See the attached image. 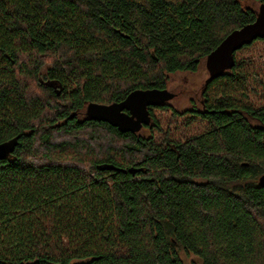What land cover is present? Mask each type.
Returning <instances> with one entry per match:
<instances>
[{
    "label": "trees",
    "instance_id": "trees-1",
    "mask_svg": "<svg viewBox=\"0 0 264 264\" xmlns=\"http://www.w3.org/2000/svg\"><path fill=\"white\" fill-rule=\"evenodd\" d=\"M257 11L0 0V143L18 137L0 160V264H264V39L206 80L200 105L150 108L151 135L84 114L197 71ZM157 109L182 136L154 134Z\"/></svg>",
    "mask_w": 264,
    "mask_h": 264
},
{
    "label": "water",
    "instance_id": "water-1",
    "mask_svg": "<svg viewBox=\"0 0 264 264\" xmlns=\"http://www.w3.org/2000/svg\"><path fill=\"white\" fill-rule=\"evenodd\" d=\"M257 10V17L253 22L232 30L205 57L208 81L220 77L234 67L237 50L259 38L264 39V1L259 3ZM175 96L168 88L133 90L120 102L111 104L89 102L85 105L84 114L88 120L109 123L122 133H137L143 126L152 123L150 108L168 104ZM17 139L18 137H13L0 143V160L10 156ZM257 183L264 188V174L258 177Z\"/></svg>",
    "mask_w": 264,
    "mask_h": 264
},
{
    "label": "rangeland",
    "instance_id": "rangeland-1",
    "mask_svg": "<svg viewBox=\"0 0 264 264\" xmlns=\"http://www.w3.org/2000/svg\"><path fill=\"white\" fill-rule=\"evenodd\" d=\"M247 6L257 10L259 3L255 0H245ZM256 50V57L264 60V48L258 47ZM252 49V51H255ZM209 76L208 70L205 66V60H202L199 64V69L193 73L190 72H180L174 74H168V85L167 88L171 91L177 92L179 95L177 98L169 101V105L176 108L178 111L191 108L193 102L190 99H193L194 104L200 105L201 100V90ZM156 116L161 122L163 131L154 132L155 135L158 133L163 134L166 129L171 130V134L175 137H180L183 134L176 129L175 124H171L169 121V111L157 109L155 111ZM139 134L151 135L148 128H142ZM185 258V264H189V257Z\"/></svg>",
    "mask_w": 264,
    "mask_h": 264
},
{
    "label": "flooded vegetation",
    "instance_id": "flooded-vegetation-1",
    "mask_svg": "<svg viewBox=\"0 0 264 264\" xmlns=\"http://www.w3.org/2000/svg\"><path fill=\"white\" fill-rule=\"evenodd\" d=\"M170 91H171V90H170ZM171 92H173V93L176 95L173 99H175V98L178 97L179 94H178L177 92H176V93H175L174 91H171ZM190 100H192V99H190ZM168 103H169V102H168ZM165 105H167V104H165ZM154 107H155V106H154ZM148 126H149V125H145V126H143L142 128H147ZM141 130H142V129H141ZM141 130H140V131H141ZM140 131H139V132H140ZM137 133H138V132H137Z\"/></svg>",
    "mask_w": 264,
    "mask_h": 264
}]
</instances>
